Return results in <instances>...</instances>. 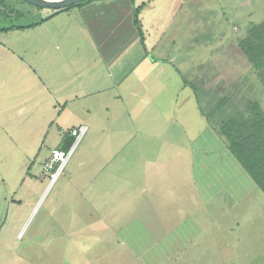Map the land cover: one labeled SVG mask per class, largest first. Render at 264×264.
<instances>
[{
	"label": "rangeland",
	"instance_id": "374dc122",
	"mask_svg": "<svg viewBox=\"0 0 264 264\" xmlns=\"http://www.w3.org/2000/svg\"><path fill=\"white\" fill-rule=\"evenodd\" d=\"M142 1L148 6L138 16L140 37L148 59L165 69L163 75L148 78V85L153 79L165 87L149 90L147 104L133 101L143 106L130 111V105L110 101L106 118L99 115L96 99L69 106L60 118L47 107L25 123L0 124V264H264V194L224 138L206 125L189 88L182 87L184 78L218 95L236 88L239 96L258 98L264 109L261 82L254 76L242 80L246 70L237 73L231 67L239 54L231 37L248 33L235 34L231 25L227 29L221 23L219 0H188L181 16L176 8L183 0L129 3L134 8ZM51 11L4 0L0 27L30 24ZM58 15L62 24L72 23L62 43L74 50L81 43L72 29L82 13L73 7ZM106 17L98 38L107 45L106 37L117 42L127 27L106 25ZM20 29L0 30V41L31 60L32 36L40 37V28L35 35ZM42 39L37 38L38 50ZM9 82L6 75L0 81L2 93ZM172 96L179 98L174 108ZM80 105L94 106L89 116L78 114L84 111ZM78 125H86L87 131L48 186L44 165L50 150ZM154 167H163L165 178ZM179 246L185 248L182 253H170Z\"/></svg>",
	"mask_w": 264,
	"mask_h": 264
},
{
	"label": "crops",
	"instance_id": "0c3cea01",
	"mask_svg": "<svg viewBox=\"0 0 264 264\" xmlns=\"http://www.w3.org/2000/svg\"><path fill=\"white\" fill-rule=\"evenodd\" d=\"M187 1H178L179 3L176 8V14L178 16L186 13L184 6ZM219 1L224 18L221 23H224L227 29L231 25V29L234 30L233 32L235 34L245 29L243 31L244 33L242 32L244 36L252 25L264 21V0ZM112 2L110 0H92L89 3L77 7L78 13H82V16L78 20V25L74 24L76 28L72 29V31H75V37L79 34L81 44L75 45L74 50H69L68 42L62 43L63 37L68 38L70 32L69 24L72 23H68L67 21L62 24V19L58 15L59 13L33 27L26 28L32 31H30L32 35H35L36 29L39 27L40 29L37 31V34L40 37L37 36V38L39 40L43 38L42 42L39 43V45H42V50H38L36 47L37 38L32 36L35 51L30 57L32 58L31 60L29 58L26 59L23 54L16 52L12 47L0 41V70H3L0 74V81H4L5 75L11 81L8 83L6 93L0 91L1 125L9 124L10 122L13 124L25 123L27 119L35 117L38 114L37 112L47 107H50V114L55 109L57 111L56 118H60L66 114V109L69 106H75L79 102L96 99L99 102L96 103L99 105L97 107H101L102 109V114L99 115L109 118L111 114L110 101L128 104L130 105L128 107L131 108L130 111H132L135 107L143 106V103L138 106L133 104V101L138 103L144 100L147 104V101L150 100L148 95L149 90L154 89L156 91V88L160 89V87H165V84L155 83L156 80L153 79L151 81L152 83L148 85L147 81L149 77L163 75L165 69L158 68V65H156L157 62L154 59L153 61L149 60L147 57L148 51L133 23V7L129 3L131 0H116L115 3ZM147 6L145 4L144 8ZM191 8L188 11V17L191 18L189 20L193 19L192 13L190 17ZM108 12L110 15L107 14ZM68 14L66 18H68ZM106 16L110 19L106 25H111L113 22H116L111 27L119 28L123 25L127 27L119 32L117 42L115 38L112 41L110 37H106L107 45L102 44L98 38L103 37L100 31L105 27ZM15 30L22 29L16 28L9 31ZM80 31L82 34H80ZM107 34L106 36H108ZM57 36H60L59 40H56ZM241 37L242 35H240V38L239 36H235L231 37V39L238 43L242 39ZM5 40L9 42V37ZM158 44H155L153 46L154 48L152 47L153 50L156 49ZM82 46L84 48H81L82 51L80 52L79 49ZM38 51L40 52V57L37 56ZM41 57L42 59L40 60ZM234 60L244 61V57H240L238 54ZM22 67L23 70H21ZM238 67L237 73H239L240 65ZM175 73L177 75L179 73V76L183 77V72L180 69L176 68ZM196 75L197 73H195L194 77ZM182 87L189 88V93L191 92L197 106L196 96L191 87L184 83V80ZM22 89L24 90L23 94L21 93ZM113 90L115 93L110 95L108 92ZM144 92L147 95L143 96L142 93ZM174 94L175 91L172 92V95ZM172 97V105L174 108L179 103V98ZM47 99L48 104H45L47 103ZM80 107H83L84 111H78V114L83 113L82 115L89 116L91 113V109L89 108L94 106L80 105ZM142 116L143 112L141 114ZM202 116L204 117V115ZM98 120L100 121L101 119ZM206 125L212 128L207 121ZM154 168L157 169L156 172L161 178H165L166 172H161L163 167ZM76 185L78 188L79 184ZM149 186L148 184L147 189H153ZM170 187L172 188V186ZM80 188L85 191V186H81ZM144 189L146 190V188ZM163 231V229L157 230V237ZM184 250L185 248L179 246L170 253L178 254Z\"/></svg>",
	"mask_w": 264,
	"mask_h": 264
},
{
	"label": "trees",
	"instance_id": "16d2710c",
	"mask_svg": "<svg viewBox=\"0 0 264 264\" xmlns=\"http://www.w3.org/2000/svg\"><path fill=\"white\" fill-rule=\"evenodd\" d=\"M90 1L92 0H84L59 10H52L49 15L30 24L1 26L0 30L33 27L61 11L80 7ZM145 4V1H142L133 8V23L139 35L141 31L138 16L144 10ZM3 5L4 0H0V7ZM247 33L245 38L238 41V52L240 57H244V61L234 60L231 67H243L246 72L242 75V80L254 76L261 82L264 93V21L252 25ZM183 80L195 94L201 114L224 138L228 151L264 194V109L260 106L259 99L250 94L251 86L248 87L250 90L246 91L251 96H239L236 88L226 89L218 95L212 88H201L184 78ZM209 103L211 107L207 111L205 105ZM73 140L70 131H67L58 148L68 149Z\"/></svg>",
	"mask_w": 264,
	"mask_h": 264
},
{
	"label": "built area",
	"instance_id": "2783aa9c",
	"mask_svg": "<svg viewBox=\"0 0 264 264\" xmlns=\"http://www.w3.org/2000/svg\"><path fill=\"white\" fill-rule=\"evenodd\" d=\"M70 135L73 136L74 140L68 149L54 147L50 150V159L45 163L44 168L49 172V183L50 186L58 178L61 171L65 167L68 159L70 158L75 146L81 140L85 132L87 131L86 125H78L72 127Z\"/></svg>",
	"mask_w": 264,
	"mask_h": 264
},
{
	"label": "water",
	"instance_id": "95a60500",
	"mask_svg": "<svg viewBox=\"0 0 264 264\" xmlns=\"http://www.w3.org/2000/svg\"><path fill=\"white\" fill-rule=\"evenodd\" d=\"M26 3H29L36 7H43L52 10H59L65 8L69 5H72L77 2H81L84 0H22Z\"/></svg>",
	"mask_w": 264,
	"mask_h": 264
}]
</instances>
